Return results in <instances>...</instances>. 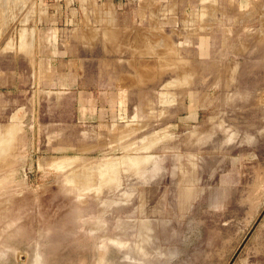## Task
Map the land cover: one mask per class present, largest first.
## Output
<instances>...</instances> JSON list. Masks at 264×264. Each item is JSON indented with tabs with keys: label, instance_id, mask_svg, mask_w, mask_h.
I'll return each instance as SVG.
<instances>
[{
	"label": "rangeland",
	"instance_id": "rangeland-1",
	"mask_svg": "<svg viewBox=\"0 0 264 264\" xmlns=\"http://www.w3.org/2000/svg\"><path fill=\"white\" fill-rule=\"evenodd\" d=\"M149 1L37 15V77L0 10V264H264V0Z\"/></svg>",
	"mask_w": 264,
	"mask_h": 264
},
{
	"label": "crops",
	"instance_id": "crops-1",
	"mask_svg": "<svg viewBox=\"0 0 264 264\" xmlns=\"http://www.w3.org/2000/svg\"><path fill=\"white\" fill-rule=\"evenodd\" d=\"M18 4L20 10L26 14L27 20H29L30 24L27 28H19L18 29V42L19 44L22 43L24 39V46L25 48L21 47L19 50L23 49L22 54H20V59L35 61V65L32 67L30 64H25L26 66L20 68L16 64V68H13V74L22 71L23 75L30 71L31 75L33 74L34 77H37V59H40L41 53H37V21L39 22V17L37 20V15L43 14L44 22L43 25L47 29H52L54 24H57L55 20L57 19V13L59 12H73L74 8L78 6H88V5H95L99 10H103L106 6H110L113 8V11L118 13L123 7L130 8L129 13H127L128 17L124 18L128 20L130 24L126 25H119V27H136V28H147L152 27L153 23V15L154 13H161L159 10H155L153 4L150 3L149 0H1V7L0 10L6 9L11 10V7L14 4ZM89 6V7H90ZM93 7V6H91ZM19 10V9H18ZM22 16V15H21ZM33 30V31H32ZM32 36L31 38L27 37ZM25 36V37H24ZM22 38L21 41H19ZM12 42V39L8 43ZM46 45H51L49 40H45L42 42ZM32 46V49H31ZM8 48L7 46L5 49ZM12 49V48H11ZM18 50V51H19ZM19 57V56H18ZM17 55L16 56H9L8 58L13 62L18 61ZM31 57V58H30ZM46 58H42V60H53L52 55L50 56H43ZM19 59V61H20ZM41 60V59H40ZM31 67V68H30ZM12 73V72H11Z\"/></svg>",
	"mask_w": 264,
	"mask_h": 264
},
{
	"label": "bare ground",
	"instance_id": "bare-ground-1",
	"mask_svg": "<svg viewBox=\"0 0 264 264\" xmlns=\"http://www.w3.org/2000/svg\"><path fill=\"white\" fill-rule=\"evenodd\" d=\"M24 37H25V36H24ZM24 39H25V38H24ZM261 41H263V40H261ZM4 51H5V50H4ZM166 96H167V95H166ZM164 97H165V96H164ZM162 98H163V97H162ZM166 98H167V97H166ZM164 99H165V98H164ZM164 99H163V100H164ZM161 101H162V100H161ZM164 101H165V100H164ZM162 102H163V101H162ZM12 117H13V116H12ZM10 120H11V119H10ZM12 121H13V120H12ZM11 126H12V125H11ZM11 126H10V127H11ZM8 127H9V126H8ZM6 129H7V128H6ZM8 129H9V128H8ZM10 130H11V129H10ZM4 132H5V131H4ZM6 134H8V132H7ZM192 134H193V133H192ZM9 137H10V136H9ZM7 139H8V138L0 137V153L3 152V151L5 152V149H4V148L7 147V146L5 147V145H6V140H7ZM8 141H9V140H8ZM8 141H7V142H8ZM154 142H156V141H154ZM7 144H8V143H7ZM143 145H144V144H143ZM144 149H145V148H143V150H144ZM138 151H139V150H138ZM140 151H141V150H140ZM131 158H132V157H131ZM131 158L129 157L128 160L132 161V164H133V161H134V163L138 165V163H136V162H138V161H136L135 158H137V159H140V158H138V157H135V158H134V157H133L134 160H133V158H132V159H131ZM148 158H149V157H148ZM148 158H147V159H148ZM141 159H142V158H141ZM143 159H144V158H143ZM145 159H146V158H145ZM145 159H144V161H146ZM126 160H127V158H125V161H126ZM123 161H124V159H123ZM123 161H121V162H123ZM125 161H124V162H125ZM130 161H128L127 163H130ZM139 161H141V160H139ZM125 163H126V162H125ZM100 164H101L102 166H100V167L97 166L98 168H100V170H104V171L107 170V171H109L108 169H111V170L113 169L112 171L110 170L111 173H113V171L115 170V168H113V167H114V166H113V162L103 163V164L100 163ZM100 164H98V165H100ZM135 164H133V165H135ZM141 164H143V160H142V163H141ZM122 165L124 166V164H122ZM137 165H135V166H137ZM121 167H122V166H121ZM126 167H129L128 164H127ZM85 168H86V167H85ZM94 168H95V167H94ZM101 168H102V169H101ZM116 168H117V167H116ZM129 168H130V167H129ZM131 168L134 169V168L132 167V165H131ZM139 168H140V167H139ZM80 169H81V168H80ZM86 169H87V168H86ZM82 170H83V169H82ZM89 170H90V169H89ZM91 170H92V168H91ZM93 170H94V169H93ZM97 170H98V169H97ZM85 171H86V170H85ZM98 172H99V171H98ZM70 173H71V172H70ZM78 173H79V172H78ZM80 173H81V175H83V177H85V176L87 175L86 172L82 174V171H81ZM100 173L102 174L103 172H100ZM75 174L80 176V174H77V173H75ZM113 174H114V173H113ZM76 175H74L76 179H77V178L80 179V178L82 177V176H81V177H76ZM84 175H85V176H84ZM102 175H103V174H102ZM114 175H115V174H114ZM141 175H142V174H141ZM74 176H73V177H74ZM100 176H101V175H100ZM104 176H105V175H104ZM142 176H143V175H142ZM144 176H145V175H144ZM155 176H156V175H155ZM71 177H72V176H71ZM83 177H82V179L85 180V178H83ZM86 177L88 178L89 176L87 175ZM111 177H113V176L111 175ZM115 177H116V176H115ZM140 177H141V176H140ZM72 179H73V178H72ZM82 179H81V180H82ZM83 180H82V181H83ZM143 180H144V179H143ZM256 180H257V179H256ZM86 181H87V179H86ZM262 186H263V184H262ZM263 187H264V186H263Z\"/></svg>",
	"mask_w": 264,
	"mask_h": 264
}]
</instances>
